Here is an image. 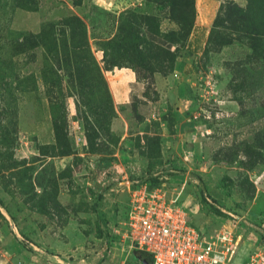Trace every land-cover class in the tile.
<instances>
[{
    "label": "rangeland",
    "instance_id": "374dc122",
    "mask_svg": "<svg viewBox=\"0 0 264 264\" xmlns=\"http://www.w3.org/2000/svg\"><path fill=\"white\" fill-rule=\"evenodd\" d=\"M208 3L0 0V264H140L141 183L264 246V0Z\"/></svg>",
    "mask_w": 264,
    "mask_h": 264
},
{
    "label": "built area",
    "instance_id": "2783aa9c",
    "mask_svg": "<svg viewBox=\"0 0 264 264\" xmlns=\"http://www.w3.org/2000/svg\"><path fill=\"white\" fill-rule=\"evenodd\" d=\"M129 187V211L120 237L147 255L149 264H234L239 243L234 232L223 227L200 232L189 223L185 209L161 189L145 183ZM244 264H264V246Z\"/></svg>",
    "mask_w": 264,
    "mask_h": 264
},
{
    "label": "crops",
    "instance_id": "0c3cea01",
    "mask_svg": "<svg viewBox=\"0 0 264 264\" xmlns=\"http://www.w3.org/2000/svg\"><path fill=\"white\" fill-rule=\"evenodd\" d=\"M197 1H199L197 3ZM209 0H196V19L193 25V29L195 31L202 30L206 27L208 19V7L211 6V3H208ZM25 14H21L16 16L15 22L17 24L22 25L23 30L31 31L32 33H36L39 29L38 15L36 12H24ZM123 86H118L117 90L119 93L122 91Z\"/></svg>",
    "mask_w": 264,
    "mask_h": 264
},
{
    "label": "trees",
    "instance_id": "16d2710c",
    "mask_svg": "<svg viewBox=\"0 0 264 264\" xmlns=\"http://www.w3.org/2000/svg\"><path fill=\"white\" fill-rule=\"evenodd\" d=\"M211 35V34H210ZM209 41V40H208ZM210 43V42H209ZM136 185V184H135ZM133 185V186H135ZM149 188H154V187H151V186H148ZM189 221V219H188ZM190 223V221H189ZM191 224V223H190ZM195 228V227H194ZM196 229V228H195ZM132 254V257L135 261L139 262L140 264L141 263H150V259L147 255L141 253V252H138V251H135L133 250V252L131 253Z\"/></svg>",
    "mask_w": 264,
    "mask_h": 264
},
{
    "label": "water",
    "instance_id": "95a60500",
    "mask_svg": "<svg viewBox=\"0 0 264 264\" xmlns=\"http://www.w3.org/2000/svg\"><path fill=\"white\" fill-rule=\"evenodd\" d=\"M141 264H148V263H141Z\"/></svg>",
    "mask_w": 264,
    "mask_h": 264
}]
</instances>
